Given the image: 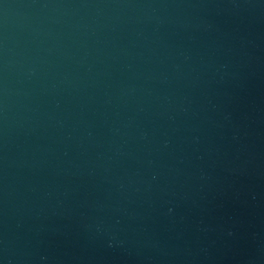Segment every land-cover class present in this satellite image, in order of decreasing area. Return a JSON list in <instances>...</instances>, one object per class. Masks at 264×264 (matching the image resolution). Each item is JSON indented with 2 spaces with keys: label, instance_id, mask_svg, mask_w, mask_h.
<instances>
[{
  "label": "water",
  "instance_id": "water-1",
  "mask_svg": "<svg viewBox=\"0 0 264 264\" xmlns=\"http://www.w3.org/2000/svg\"><path fill=\"white\" fill-rule=\"evenodd\" d=\"M0 264H264V0H0Z\"/></svg>",
  "mask_w": 264,
  "mask_h": 264
}]
</instances>
